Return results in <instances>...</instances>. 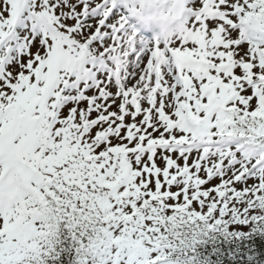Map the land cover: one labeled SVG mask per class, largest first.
Segmentation results:
<instances>
[{
    "label": "snow or ice",
    "instance_id": "6c2138e0",
    "mask_svg": "<svg viewBox=\"0 0 264 264\" xmlns=\"http://www.w3.org/2000/svg\"><path fill=\"white\" fill-rule=\"evenodd\" d=\"M0 264H264V0H0Z\"/></svg>",
    "mask_w": 264,
    "mask_h": 264
}]
</instances>
